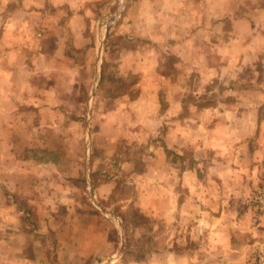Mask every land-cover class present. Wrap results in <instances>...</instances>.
<instances>
[{"label": "crops", "instance_id": "crops-1", "mask_svg": "<svg viewBox=\"0 0 264 264\" xmlns=\"http://www.w3.org/2000/svg\"><path fill=\"white\" fill-rule=\"evenodd\" d=\"M234 1L189 2L194 21H206L205 25L200 24L199 32L211 34V21L229 23L223 47L226 56L232 59V67L238 69L234 78L239 84L257 83L256 99L264 107V0H236L255 4L252 8L246 7L243 13L233 12ZM73 2L68 1L70 12L63 19L65 28L49 27L43 33L35 28L40 23V15L47 20V14L40 11V0H22L13 13L0 12V114L16 118L12 122L18 125L7 130L31 133L35 138L28 146L42 149L39 153L44 154L28 159L0 157V264H82L91 259L111 258L119 244V233L111 220L89 200L84 182L85 163L83 171L81 159L69 154V148L77 146L82 132L85 137L87 94L83 97L81 88L96 75L97 68L87 14L79 11L81 4L89 1ZM52 13L51 19H58L61 9ZM190 49L200 50L195 45ZM176 51L183 59L184 43L177 44ZM249 53H258L257 57L252 56H255L253 62L247 61ZM241 55L246 57L241 59ZM237 57L240 60L233 61ZM174 105L165 113L178 116L182 106ZM245 113L254 112L246 110ZM24 116L30 117L32 124L21 127ZM83 116H86L84 129ZM123 119L124 112L117 105L103 110L96 107L91 112L92 189L89 186V191L99 206H104L103 201L116 189L121 169L128 166L133 171L131 159L114 158L118 140L126 131ZM243 125L241 133L248 130V124ZM256 132L257 139L238 138L232 142L234 147L225 148L229 160L215 143L207 148L202 146L209 151V158H197L195 152L192 163L187 166L183 162L182 167L166 155V149L183 143L184 125L181 120L179 124L178 117L168 123L163 136L164 148L155 149L153 144L148 148L154 154L144 161V175L152 180L151 187L137 199L143 216L149 217L155 211L161 213L159 237L158 226L149 225L152 238H160L161 249L146 252L136 264H154L158 260L161 264H190L195 262L191 253L199 252L206 253L201 258L208 264L216 261L217 254L225 256L226 253L225 264L245 260L249 245L258 233L256 229L262 223L252 220L241 207L240 192L253 181V167L245 171L240 165L239 171L230 163L245 164L252 160L264 163V125H259ZM19 136L13 139L15 145L8 139L0 140V145L11 142L12 147L26 146L19 143ZM192 143L196 144L195 150H201V142ZM46 149L57 152L58 155L50 154L55 159L46 157ZM220 155L224 158H219ZM205 162L209 163L210 171L201 175L198 168ZM103 163L116 164L118 168L105 175ZM214 164L219 171L211 170ZM101 179L104 181L98 182ZM174 215L180 217L179 223L181 220L184 223L174 227Z\"/></svg>", "mask_w": 264, "mask_h": 264}, {"label": "rangeland", "instance_id": "rangeland-1", "mask_svg": "<svg viewBox=\"0 0 264 264\" xmlns=\"http://www.w3.org/2000/svg\"><path fill=\"white\" fill-rule=\"evenodd\" d=\"M68 1L74 3L73 0H40V11L47 14V20L43 19L42 15L38 20L40 23L34 20L37 22L35 28L38 32L43 33L49 27L57 30L65 28L63 19H66L70 12ZM88 1L81 4V8L79 4L78 8L87 14V26L95 42L92 46L96 48L94 57L96 58L100 46L102 56L101 74L91 101V112L96 107L103 110L113 105H117V108L124 112L123 124L126 131L118 140L114 158L131 159L133 171L128 166L121 169L116 189L106 201H103L104 206L101 205L117 214L123 224L120 230L117 220L106 217L119 233L116 253L109 259H91L82 264H136L135 262L140 261L146 252L161 249L160 238L154 240L152 229L149 228L151 223H155L158 226L156 234L160 236V211L146 217L140 213V207L137 205V199L145 189L151 187L152 180L144 175V161L154 154V150L148 152L149 146L153 144L155 149L164 148L163 136L168 123L178 117L179 124L181 120L184 125V141L178 146L170 145L169 149H166L168 157L178 161L183 167V162L186 165L192 163L195 152L198 153L195 155L197 158H209V151L202 149V146L207 148L210 144L217 143L218 147L222 148L219 150L220 153L229 160L225 148L234 147L232 145L234 140L238 138L244 140L245 137H249L250 140L258 138L257 127L264 125V107L260 106L256 99L257 83L239 84L234 78L238 69L232 67V59L226 56L223 47L225 32L230 28L228 22L211 21V34L199 32L200 24L205 25L206 21H194L193 7L189 2L191 0ZM20 2L22 0H0V12L4 10L13 13ZM52 2L55 4L51 6ZM254 5L235 0L232 5L233 12L243 13L247 10L246 7L252 8ZM58 9H61L58 19H51L52 12L56 14ZM24 22L27 24V20ZM181 43L185 46L183 59L181 56L178 57L176 51L177 44ZM192 45L199 47L200 50H188ZM253 55L257 57L258 53L246 55L250 59L247 61L253 62L255 59ZM246 56L241 55V59ZM238 59L240 60V57L233 61ZM94 76L89 78L85 88L84 85L81 88L83 97L87 94V102L95 80ZM251 76L256 77L255 74ZM242 93H245V96ZM173 104L182 106L178 116L165 113ZM246 110L254 113L246 114ZM85 119L86 116H83V129ZM12 121H16V118L0 114V140L13 141L17 139V134H20L19 143L27 145L12 147L11 142L9 145H0V157L5 155L9 158L28 159L44 155L39 153L42 149L28 146L35 138L31 133L7 130L9 126L18 125ZM20 121L21 127H25V123L32 124L30 117L24 116ZM244 123L248 124V130L245 129L241 133ZM78 140L76 147L69 148V154L81 159L84 171V132ZM194 140L202 143L199 145L201 150H195L196 144L192 143ZM13 143L16 144L15 141ZM44 153L48 154L46 157L55 159L53 155L57 152H49L46 149ZM52 153L53 155H50ZM218 157L224 158L221 155ZM230 165L237 167L239 171L240 165H243L245 171L253 167L251 169L253 181L240 192L243 203L241 207L247 210L252 220H258L262 224L256 229L258 233L249 245L245 260H234V264H255L256 250L264 240V208L255 201L257 190L264 189V163H254L252 160L234 165L231 161ZM208 166L207 162L200 163L198 173L204 175L209 172ZM102 167L106 171L105 175L118 168L116 164L109 166L104 163ZM212 169L220 170L215 164L211 166ZM84 180L89 193V184L85 178ZM102 180L104 181L101 179L98 182ZM156 206L159 207V203ZM179 218L173 216L174 227L184 223V220L179 223ZM122 240L125 248L122 255L116 258ZM191 247L193 248V245ZM191 255H194L195 262L190 264H208L201 258L206 253ZM226 255L217 254L216 261L212 264H225ZM154 264H161V260L154 261Z\"/></svg>", "mask_w": 264, "mask_h": 264}, {"label": "water", "instance_id": "water-1", "mask_svg": "<svg viewBox=\"0 0 264 264\" xmlns=\"http://www.w3.org/2000/svg\"><path fill=\"white\" fill-rule=\"evenodd\" d=\"M101 64H102V56H101V46L98 49V54H97V68H96V77L91 89V92L89 94L88 97V102H87V122H86V130H85V137H84V163H85V174H86V180L91 188V176H90V128H91V101L94 95V90L99 82L100 79V74H101ZM89 188V189H90ZM92 189V188H91ZM89 200L92 204V206L101 214H103L104 216L117 220L118 221V228L120 230H122L123 224L122 221L120 219V217L115 214L113 211L107 210L101 206H99L98 204H96L95 200H94V196L92 194L91 191H89L88 194ZM123 237V236H122ZM124 240H122V246L120 248V252L118 253L116 258H119L123 251H124Z\"/></svg>", "mask_w": 264, "mask_h": 264}, {"label": "built area", "instance_id": "built-area-1", "mask_svg": "<svg viewBox=\"0 0 264 264\" xmlns=\"http://www.w3.org/2000/svg\"><path fill=\"white\" fill-rule=\"evenodd\" d=\"M255 201L259 203L262 208H264V189L257 190V193L255 195ZM255 264H264V240L263 242L258 246L255 254Z\"/></svg>", "mask_w": 264, "mask_h": 264}]
</instances>
